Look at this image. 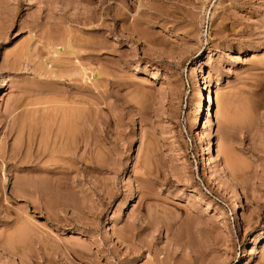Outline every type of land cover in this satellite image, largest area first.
I'll return each mask as SVG.
<instances>
[{"label": "rangeland", "instance_id": "374dc122", "mask_svg": "<svg viewBox=\"0 0 264 264\" xmlns=\"http://www.w3.org/2000/svg\"><path fill=\"white\" fill-rule=\"evenodd\" d=\"M0 264H264V0H0Z\"/></svg>", "mask_w": 264, "mask_h": 264}, {"label": "bare ground", "instance_id": "6f19581e", "mask_svg": "<svg viewBox=\"0 0 264 264\" xmlns=\"http://www.w3.org/2000/svg\"><path fill=\"white\" fill-rule=\"evenodd\" d=\"M56 54H57V53H56ZM59 71L61 72V70H59ZM60 75H61V74H60ZM62 76H63V75H61L60 77H62ZM55 77H56V76H55ZM215 100H216V99H215ZM216 101H217V100H216ZM217 103H218V102H217ZM217 105H218V104H217ZM217 107H218V106H217ZM71 116H72V115H71ZM77 116H78V115H75V119L78 118ZM70 127H72V126H70ZM73 127H75V126H73ZM65 132H66V131H65ZM68 133H69L70 135H72V136H71L72 138H73V137H74V138L76 137V136L74 135V133H75V128H71V129H70V128L68 127ZM69 134H68V136H70ZM73 135H74V136H73ZM72 138H70V139H72ZM72 143H73V141H72ZM72 143H71V144H72ZM74 146H75V145H74ZM70 147H71V145L69 146V148H70ZM69 148H68V149H69ZM68 149H67V150H68ZM73 149H74V148H73ZM40 170H41V169H40ZM42 171H43V172H46V173H50V174H52V175H55V172L52 171V170H49V171H48V170L46 169V170H42ZM40 172H41V171H40ZM46 173H45V174H46ZM40 174H41V173H40ZM42 175H43V174H42ZM46 176H48V175H46ZM50 176H51V175H50ZM48 178H49V179H48ZM48 178H47V177H46V178H41L40 181H39V184H40L39 187H41L42 189H45L46 186H49V187H50V185L53 183V186H55V187L57 188L58 185L55 183V181L53 182V179H52V178H50V177H48ZM49 181H51V184H50V185H49ZM54 183H55V184H54ZM51 186H52V185H51ZM46 188H47V187H46ZM53 188H54V187H53ZM48 190H49V189H48ZM238 200H239V199H238ZM239 204H240V203H239ZM234 206H235V205H234ZM231 212H232V211H231ZM236 222H237V221H236ZM237 226H238V225H237ZM19 234H20V233H19ZM21 234H22V232H21ZM21 234H20V235H21ZM23 234H24V233H23ZM25 235H26V234H25ZM21 236H23V235H21ZM21 236H18V237L21 238ZM18 237H17V238H18ZM20 240H21V239H20ZM24 240H25V239H24ZM20 243H21V242H20ZM10 244H11V243H10Z\"/></svg>", "mask_w": 264, "mask_h": 264}]
</instances>
